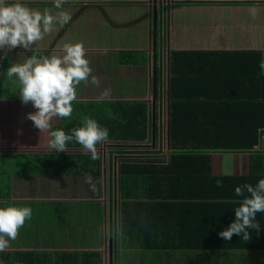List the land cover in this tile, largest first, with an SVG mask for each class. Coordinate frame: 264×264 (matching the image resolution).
Segmentation results:
<instances>
[{"label": "crops", "instance_id": "0c3cea01", "mask_svg": "<svg viewBox=\"0 0 264 264\" xmlns=\"http://www.w3.org/2000/svg\"><path fill=\"white\" fill-rule=\"evenodd\" d=\"M14 2L16 0H6L7 4ZM19 2L41 12L44 9L53 13L58 11L53 0ZM62 8L72 14V20L62 28L57 26L30 51L0 49V147L32 153L50 151V131L63 130L70 134L73 128L82 127L87 117L107 130L111 122H124L121 125L130 131L144 135L143 149H133L135 152L122 149L126 156L118 157L115 153L116 162L107 155L106 197L103 157L99 150L106 144L110 145L109 152L114 150L110 136L108 141L97 145L102 168L99 178L92 177L94 189L86 183L85 176L49 174L50 167L40 171L35 168L29 174L17 173L11 178V195L7 200L0 199V207H30L32 217L25 221L16 240L10 241V246L3 252L71 254L72 264H98L94 257L97 254L100 264H187L192 251L126 253V248L122 249L125 240L122 239V201L117 199L118 170L121 177L123 160L171 165V58L174 52H255L262 53L264 60V0H67ZM253 9L255 16L252 15ZM154 34L158 45L155 63L151 59L155 57L152 55ZM76 42L83 43L85 57L93 69L91 75L99 79V87L90 82L78 85L72 115L54 117L50 129L40 133L27 119V114L36 109L31 103L22 104L18 81L15 77H7V69L14 63H23L32 55L50 56L59 52L58 46ZM122 53L133 55L123 56ZM105 90L109 94L102 96ZM199 94L197 89L186 92L185 97L191 98L190 106L196 108L187 116L186 125L190 120L203 118L206 121L211 112L203 107L208 105V98H204L202 92ZM153 105L155 110H152ZM222 123L233 126L223 110L215 108L211 126ZM12 135L18 137L17 141L11 138ZM22 140L33 144L20 142ZM137 153L142 154L141 157L130 155ZM210 157L214 177H246L250 174L248 154H211ZM12 161L13 165L18 164L14 158ZM87 164V175L89 170L94 174ZM56 180L63 182L54 183ZM182 181L186 183V178L183 177ZM77 189L78 194L75 193ZM184 201L175 202L183 207L156 211V215L166 216L158 220L154 215L152 222L175 231L171 237L165 235L163 243L185 245L197 239L199 244H204L208 230L207 211L199 205L186 207ZM54 216L59 219L53 222ZM165 219L167 222L163 223ZM234 220V210L221 211L215 216L220 231L227 229ZM256 221L264 223V213H257ZM260 227L259 232L249 229V241L234 234L231 240L224 239L225 245L264 247V224ZM196 229L201 230L192 238ZM158 238L160 235L152 236L151 245H158ZM220 240L223 243L222 237ZM135 241L127 239L125 246L138 243ZM84 255L91 257L84 258ZM224 259L226 261L220 264H264V249L233 252Z\"/></svg>", "mask_w": 264, "mask_h": 264}, {"label": "trees", "instance_id": "16d2710c", "mask_svg": "<svg viewBox=\"0 0 264 264\" xmlns=\"http://www.w3.org/2000/svg\"><path fill=\"white\" fill-rule=\"evenodd\" d=\"M122 55L133 54L122 53ZM262 60L263 54L255 52H174L172 54L171 165L159 166L148 162L143 164L141 161L128 163L125 160L121 165L119 186L122 201V239L125 243L127 239H136L135 242H138L126 246L122 242V249L126 248V253L192 251V256L187 258V264H220L226 261L225 256L233 252L264 249L249 244L225 245L224 239L223 243L220 240L219 225L215 221L217 213L235 210L240 206L244 197L236 195V187L244 184L255 187L260 179H264V152L256 149L262 143L264 136V75L260 68ZM196 89L200 94L203 93L204 98H208V105L203 107L211 112L206 121L203 118L190 120L186 125V121H189L187 116L196 108L190 106L191 98L187 99L185 95L186 92ZM215 108L223 110L225 117L231 120L232 127L225 123L211 126ZM119 123L124 124L120 121ZM121 124L111 122L108 125V132L111 131L109 141L116 149L111 150L110 154H115L112 152L116 151L118 157L126 156L122 149L127 148L128 151L138 149L136 145L143 144L145 140L143 134L130 131ZM116 130L119 132H114ZM127 130L130 131L129 134L126 133ZM130 144L135 146H128ZM66 147L67 151L53 149L32 153L21 149L9 150L11 155L0 152V199L7 200L10 197L13 176L17 173L29 174L35 168H40L38 170L40 171L50 167L52 169L47 172L53 175L68 169L67 175L78 176L84 173L85 177L89 174L93 177L90 170L88 175L86 173L89 163V168L93 170L95 177H100L101 157L98 160L91 159V154H85L81 145L75 141L69 142ZM211 154L250 155V174L246 177L212 176ZM130 155L138 158L142 154ZM13 158L18 164L11 163L14 162ZM183 177L186 178V183L182 181ZM217 181L222 182L220 187H217ZM245 196L250 197V194L245 192ZM183 200L186 207L193 208L199 205L207 211L208 230L204 244H199L197 239H194V243L185 245L163 243V237L165 235L166 238L171 237L175 231L160 223L154 225L152 222L156 211L183 207L175 203ZM156 216L160 220V217L166 214ZM164 222H167L166 219ZM200 230L193 231L194 236L191 237L195 238ZM158 235H160L158 238L160 243L151 245V237ZM71 257V254L57 253L0 252V264H72L74 259ZM94 257L100 264L99 254Z\"/></svg>", "mask_w": 264, "mask_h": 264}, {"label": "clouds", "instance_id": "9594fccd", "mask_svg": "<svg viewBox=\"0 0 264 264\" xmlns=\"http://www.w3.org/2000/svg\"><path fill=\"white\" fill-rule=\"evenodd\" d=\"M53 3L58 10L55 13L50 9L41 12L27 8L19 0L11 4L0 0V49L7 48L11 51L22 48L30 51L45 36L52 34L57 26L62 28L68 24L72 20V14L62 8L67 0H53ZM252 15L255 16L254 9ZM58 48V53L40 57L32 55L23 63H14L7 69V77H15L18 81L22 104L31 103L36 109L27 114V119L33 122L40 133L50 129V121L54 117L66 118L72 115V102L77 99L78 85L90 82L99 87L100 84L99 79L91 75L93 69L85 57L83 43H65ZM260 68L264 74V60L261 61ZM108 94V90H105L102 96ZM49 136L50 151H67L66 145L75 141L81 145L85 154H91V159L98 160L100 154L97 145L108 141L109 132L94 119L85 117L83 126L73 128L70 134L56 130L50 131ZM86 183L95 188L91 176L86 177ZM216 184L220 187L222 182L217 181ZM245 192L250 197L245 196ZM235 193L244 199L234 210V222L218 235L231 240L235 234L247 242L251 239L249 229L259 232L261 228L256 216L257 213H264V179H260L255 187L250 184L238 186ZM31 217L30 207H0V252L10 246V241L16 240L20 228Z\"/></svg>", "mask_w": 264, "mask_h": 264}, {"label": "rangeland", "instance_id": "374dc122", "mask_svg": "<svg viewBox=\"0 0 264 264\" xmlns=\"http://www.w3.org/2000/svg\"><path fill=\"white\" fill-rule=\"evenodd\" d=\"M185 18H187V17H185ZM11 138L12 139H14V140H16L17 141V136H15V135H12L11 136ZM22 139V138H21ZM20 142H24V143H28V144H33L32 142H28L27 140H22V141H20ZM19 142V143H20ZM17 143V142H16ZM21 145H23L22 143H20ZM14 145H15V143H14ZM143 144H141V145H136V146H141L140 148H138V149H143L142 146ZM124 146V145H123ZM128 146H135V145H128ZM145 146V145H144ZM114 148V147H113ZM109 148H107V151H106V156L109 154V157L110 158H113V160L115 161V155L114 154H110L111 152H109V150H108ZM9 150H14V149H12V148H9V147H6V146H4V147H0V152H2V153H4V154H8V155H11L10 154V152L11 151H9ZM20 150V149H19ZM18 150V151H19ZM114 150H116L115 148H114ZM43 152H46L45 150L43 151ZM112 153H117L116 151H114V152H112ZM112 160V161H113ZM227 160H229V159H227ZM116 162V161H115ZM114 162V163H115ZM63 164H68V163H63ZM69 170L67 169H63L62 170V172H59V174L58 175H61L62 177H65V176H72L71 174L70 175H67L66 173L68 172ZM77 172V171H76ZM79 176H85V174L84 173H80V174H78ZM93 176H95V174H93ZM54 183H60V182H63V180H60L59 182L56 180V181H53ZM65 182V181H64ZM12 186V185H11ZM76 194H78L79 193V190L77 189V191L75 192ZM57 218V220L59 219V217H56V216H54L53 217V222H54V220ZM51 225H57V223H50Z\"/></svg>", "mask_w": 264, "mask_h": 264}, {"label": "water", "instance_id": "95a60500", "mask_svg": "<svg viewBox=\"0 0 264 264\" xmlns=\"http://www.w3.org/2000/svg\"><path fill=\"white\" fill-rule=\"evenodd\" d=\"M152 46H153V54L152 55H155V57L151 58V59H153V62L155 63L156 62V53L158 51L156 34H154L153 41H152ZM154 103L156 104V101ZM155 109H156V106L153 105L152 110H155ZM154 140H155V131L153 133V141ZM109 146L110 145L106 144V145H104L102 147V149L99 150V152L102 154V157H103V171H104V177L103 178H104V193H105V197H106V189H107V182H106V163H107L106 157L107 156H106V151H107V148H109ZM118 178H120L119 170H118ZM117 199H118V201L121 202L119 186H117Z\"/></svg>", "mask_w": 264, "mask_h": 264}, {"label": "built area", "instance_id": "2783aa9c", "mask_svg": "<svg viewBox=\"0 0 264 264\" xmlns=\"http://www.w3.org/2000/svg\"><path fill=\"white\" fill-rule=\"evenodd\" d=\"M256 149L258 151H264V136H263V139H262V144L260 146L256 147Z\"/></svg>", "mask_w": 264, "mask_h": 264}]
</instances>
